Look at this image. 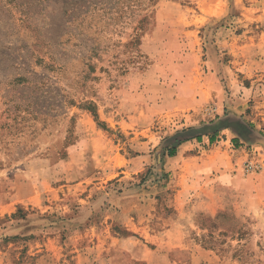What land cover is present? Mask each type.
Returning <instances> with one entry per match:
<instances>
[{
    "label": "rangeland",
    "instance_id": "obj_1",
    "mask_svg": "<svg viewBox=\"0 0 264 264\" xmlns=\"http://www.w3.org/2000/svg\"><path fill=\"white\" fill-rule=\"evenodd\" d=\"M77 257L264 264V0H0V264Z\"/></svg>",
    "mask_w": 264,
    "mask_h": 264
},
{
    "label": "crops",
    "instance_id": "obj_2",
    "mask_svg": "<svg viewBox=\"0 0 264 264\" xmlns=\"http://www.w3.org/2000/svg\"><path fill=\"white\" fill-rule=\"evenodd\" d=\"M214 90H215L216 93H213ZM197 95L198 96L194 97V102L191 104L192 105L191 108L193 110L194 109H199L200 107L202 108L208 102V100H210L212 98H217L216 103H214L215 104V108H214L215 111L217 113H219V111H221L223 109L222 105L224 104L223 102H224L225 98L222 97V94H221V92L219 90V87H217V85L201 88L200 91L197 92ZM239 117H240V115H236L234 112H230V113H227V115H225L224 117H222V119L218 118V119H216V120H214L212 122H208L207 124H204V125L200 126L199 128H193L190 131L192 132V134L199 135L200 133H203V134L209 135V134H211V133H213L214 131H217V130H221V131L226 130V129L227 130H237L242 135L243 139H247V140H249L250 142H253V143L261 142V140L257 137V134L255 132L251 131L246 125L240 124L242 122L238 121ZM191 142L192 141L182 142V144L185 145L186 147H188L186 144H188L190 146H195L193 144V142L192 143ZM184 191H185V187L184 186L182 188L176 190L177 195L175 194L174 198L176 199L178 197H182ZM136 196L137 195H135V197ZM138 201H140V200H138V196H137L136 203H138ZM130 229H132V231L134 233H138L140 235H143V233L145 231V227L144 228L143 227H139L138 225H135V224ZM167 232H170L169 234L174 233V231L172 229H170L169 231H166V233ZM167 243L172 245L171 241H169ZM178 243L179 244H176V247L177 246L178 247L181 246V243L180 242H178ZM84 261H86V258H84ZM76 264H84V262H81L80 259L78 260V257H77Z\"/></svg>",
    "mask_w": 264,
    "mask_h": 264
},
{
    "label": "trees",
    "instance_id": "obj_3",
    "mask_svg": "<svg viewBox=\"0 0 264 264\" xmlns=\"http://www.w3.org/2000/svg\"><path fill=\"white\" fill-rule=\"evenodd\" d=\"M151 1V0H150ZM217 131H214L213 133H211V134H209L208 136H207V138H208V141L210 142V143H212V142H214L215 141V137L217 136V133H216ZM197 139H200V135H197ZM233 141L237 144V139H235V138H233ZM175 154V146H171L170 148H169V150H168V155L169 156H172V155H174Z\"/></svg>",
    "mask_w": 264,
    "mask_h": 264
}]
</instances>
